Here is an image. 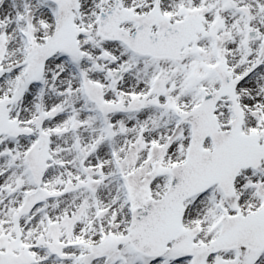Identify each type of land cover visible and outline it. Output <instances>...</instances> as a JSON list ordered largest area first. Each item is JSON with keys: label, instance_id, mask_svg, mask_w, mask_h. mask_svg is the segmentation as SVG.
Returning <instances> with one entry per match:
<instances>
[{"label": "snow or ice", "instance_id": "obj_1", "mask_svg": "<svg viewBox=\"0 0 264 264\" xmlns=\"http://www.w3.org/2000/svg\"><path fill=\"white\" fill-rule=\"evenodd\" d=\"M0 264H264V0H0Z\"/></svg>", "mask_w": 264, "mask_h": 264}]
</instances>
